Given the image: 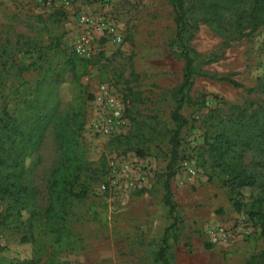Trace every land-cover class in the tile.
<instances>
[{"label":"rangeland","instance_id":"obj_1","mask_svg":"<svg viewBox=\"0 0 264 264\" xmlns=\"http://www.w3.org/2000/svg\"><path fill=\"white\" fill-rule=\"evenodd\" d=\"M62 9L66 16L51 31L64 33L65 47L76 49L87 37L86 56L89 62L82 68L80 84L86 97V127L82 144L88 152V172L82 181L88 188L85 199L76 202L66 219L73 231L72 248L58 252L53 235L46 233L44 220L33 225L35 246L22 244L29 229H14L4 218L5 203L0 201V264H12L36 254L38 264H159L155 254L161 247L165 230L173 222L164 203L166 179V148L153 149L141 156L111 145V139L128 135L135 119L167 125L174 108L172 91L183 81L182 47L176 39L174 12L167 0H0V53L8 37L16 42L18 35L34 38L45 34L42 22ZM89 17L96 26L106 30L86 29L81 17ZM42 18V19H40ZM224 29L199 22L184 36L193 50L196 73L217 77L231 76L242 87L202 76H195L189 96L194 101L182 113L190 124L182 130V154L187 158L177 167L172 179L173 201L176 205L178 231L171 238V264H247L264 251V236L244 211H237L233 199L248 202L253 189L231 194L222 187L218 170L203 165L199 148L204 145L211 121L210 112L223 114L232 106L252 105V114L263 103L264 90V28L249 37L236 39L232 35L234 16ZM121 37L117 41L111 34ZM244 33L251 28L243 30ZM25 41L21 40V45ZM17 65L30 66L32 53L14 55ZM25 78L34 89L40 81L38 72L29 68ZM15 70L12 71V74ZM60 108L69 112L78 85L69 72L58 69ZM62 74V75H61ZM13 76L7 77L0 63V119L4 108H14ZM137 93L133 98L128 89ZM253 89V92H249ZM120 111L117 115L116 111ZM106 129H109L108 132ZM51 129L40 150L41 161H29L30 179L38 190L41 209L48 203V180L60 155ZM253 159L248 154L246 163ZM242 197V198H241ZM28 215L23 219L26 221ZM173 237V234H172ZM257 264H264L258 259Z\"/></svg>","mask_w":264,"mask_h":264},{"label":"trees","instance_id":"obj_2","mask_svg":"<svg viewBox=\"0 0 264 264\" xmlns=\"http://www.w3.org/2000/svg\"><path fill=\"white\" fill-rule=\"evenodd\" d=\"M174 12V21L177 27L176 39L180 43L184 59L183 81L172 91L174 108L171 111L170 121L176 124L175 128L154 120V123L139 121L134 115H129L135 130L128 135H120L111 139V145L124 148L125 151H136L144 156L155 148H166L164 153L167 159L166 179L164 181V203L169 208L171 225L165 230L161 247L155 254L156 263L171 264V238H175L178 231V219L175 216L176 205L173 201L172 179L176 176L177 167L186 160L182 154V130L190 121L182 113L184 107L191 106L194 101L189 96L193 88L195 76L226 82L235 88L242 85L231 76L217 77L205 73H196L193 50L184 42V36L199 22L224 29L234 16L236 27L232 30L234 38L249 37L261 27L264 28V0H167ZM66 16L62 9L56 10L49 18L42 19L45 34L34 37L18 35L16 42L8 37L0 53V63L7 77L13 76L11 94L15 95L14 108L6 107L0 119V201L5 203V223L11 228L20 229L26 222L29 229L21 238L22 244L35 246L33 225L39 218L44 220L46 233L56 238L58 252L64 248H72L74 243L73 231L66 225V219L76 202L85 199L88 188L82 177L88 172V152L82 144V137L86 127V104L93 99L86 97V92L80 84L82 68L89 62L81 58L74 49L65 47L64 33L51 31L46 23L58 26ZM251 28L244 33L243 30ZM21 40L25 41L21 45ZM25 50L32 53L35 60L28 67L17 65L14 55ZM33 68L38 72L40 81L29 93L26 88L30 82L25 73ZM69 72L77 90L73 97L72 108L63 112L60 108L59 76ZM15 73L12 74V71ZM61 74V75H62ZM264 90V78L260 79ZM129 94L137 97L131 88ZM249 89V92H253ZM252 105H232L227 114L220 109L210 112L207 120L211 121V128L207 131L204 145L199 148L203 165L210 164L218 170L221 176L222 187L231 190V194L240 195L241 190L253 189L258 195H252L248 202L241 199H232L237 211H244L249 220L261 230L264 236V100L248 112ZM51 129L57 149L59 161L50 174L47 187L48 203L41 209L38 205V190L32 185L29 161L34 157L33 166L40 161V150L44 144L48 130ZM254 154L258 161L253 159L246 163L248 154ZM242 198V197H241ZM29 217L25 221L24 215ZM173 234V237H172ZM258 259H264V251L255 256L247 264H257ZM36 254L29 259L17 260L12 264H38Z\"/></svg>","mask_w":264,"mask_h":264},{"label":"built area","instance_id":"obj_3","mask_svg":"<svg viewBox=\"0 0 264 264\" xmlns=\"http://www.w3.org/2000/svg\"><path fill=\"white\" fill-rule=\"evenodd\" d=\"M80 23L82 24V26L84 28H86L88 30L95 29V28H96V31H101V32L106 30V28H104L103 25H100V26L98 25V26L95 27V23L93 22V20H91L89 17H86V16L81 17ZM110 32H111L112 35L114 34V30L113 29H110ZM113 36L115 37V39L117 41H121V37L120 36H117L116 34H114ZM88 42L89 41H88L87 37H83L80 45L75 49V52L78 55L82 56V57L86 56V54H87L86 52L87 51H86L85 47L88 44ZM116 112H117V115L120 114V111L117 110ZM108 130L109 129H106L107 132H108Z\"/></svg>","mask_w":264,"mask_h":264}]
</instances>
